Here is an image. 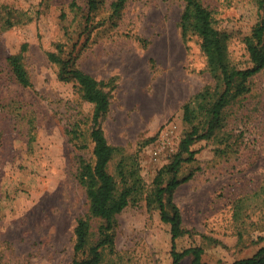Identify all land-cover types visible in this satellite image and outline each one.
Returning a JSON list of instances; mask_svg holds the SVG:
<instances>
[{
    "label": "rangeland",
    "instance_id": "obj_1",
    "mask_svg": "<svg viewBox=\"0 0 264 264\" xmlns=\"http://www.w3.org/2000/svg\"><path fill=\"white\" fill-rule=\"evenodd\" d=\"M79 1L82 10L72 9L71 0H0V264H73L74 228L88 214L77 174L81 160L93 161V105L74 81L59 79L47 57L59 44L76 66L108 82L110 106L101 125L116 148L108 171L119 189L132 190L103 264H172L170 228L152 193L157 174L163 183L171 178L166 165L173 158L155 160L151 147L173 127L175 153L221 88L198 35L182 36L181 0H127L114 19L113 0H104L88 22L85 0ZM201 1L227 37L228 62L248 67L245 38L261 17V0ZM7 10L30 19L5 28ZM19 54L27 86L8 63ZM235 84L247 91L227 104L211 137L191 146L194 158L178 172L189 178L173 192L186 230L176 250L200 247L210 264H231L264 246V68ZM198 93L205 99L187 123L183 105ZM99 223L90 219L91 241ZM190 263L186 256L180 264Z\"/></svg>",
    "mask_w": 264,
    "mask_h": 264
},
{
    "label": "trees",
    "instance_id": "obj_2",
    "mask_svg": "<svg viewBox=\"0 0 264 264\" xmlns=\"http://www.w3.org/2000/svg\"><path fill=\"white\" fill-rule=\"evenodd\" d=\"M127 0H113L110 3L111 19L117 18ZM184 7L180 16L179 26L182 36L196 34L200 38V47L207 57L208 68L217 80L221 91L212 95V102L206 111L201 126H192L178 144V150L172 155L173 160L166 165L171 178L163 183L160 173L155 177V187L152 200L159 209L160 219L169 225L171 235L172 264H180L186 256H191L190 264H210L203 261V250L200 247H188L181 251L176 250L175 241L186 230L182 224L179 208L173 201V192L186 181L189 175L179 179L178 172L183 162H191L195 151L191 146L199 140L208 139L214 131L223 125V111L227 104L235 97L247 91L242 85H236L238 79H247L264 68V0H261V17L253 26L250 35L245 38L246 49L249 54L250 65L246 68L232 66L227 59L226 35L214 25L212 12L201 0H181ZM85 21L88 22L92 13L103 6L104 0H85ZM81 1L71 0L72 9L82 10ZM3 20L5 28H11L22 22L26 12L7 10ZM64 46L59 44L55 51L48 52L49 61L58 66V77L64 81H74L81 92L82 98L93 105V114L89 136L93 142V161L81 160L77 178L84 187L88 202V214L80 217L74 228L76 257L73 264H103L102 251L114 245V227L116 215L129 202L132 190L128 186L118 188L113 175L108 171V165L113 158L116 148L111 146L102 129V121L110 106V92L106 90L108 82L99 81L84 72L75 64L76 58L71 52L65 53ZM10 70L15 79L23 86L29 85V77L21 60V55H12L8 58ZM205 99L204 93L196 94L192 100L183 105V120L193 121L192 114L196 104ZM186 155L187 157H184ZM100 220L96 230V240H90V219ZM231 264H264V246L260 247L249 257L240 258Z\"/></svg>",
    "mask_w": 264,
    "mask_h": 264
},
{
    "label": "built area",
    "instance_id": "obj_3",
    "mask_svg": "<svg viewBox=\"0 0 264 264\" xmlns=\"http://www.w3.org/2000/svg\"><path fill=\"white\" fill-rule=\"evenodd\" d=\"M173 127H169L166 131L159 135V137L154 141L151 147V156L153 159L164 160L168 159L174 153L176 149L175 146V134ZM175 148V149H174Z\"/></svg>",
    "mask_w": 264,
    "mask_h": 264
}]
</instances>
